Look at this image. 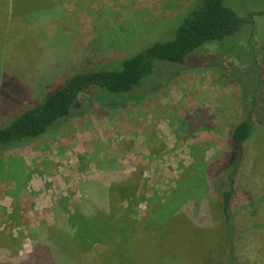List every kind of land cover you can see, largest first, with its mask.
Returning a JSON list of instances; mask_svg holds the SVG:
<instances>
[{"label": "rangeland", "instance_id": "374dc122", "mask_svg": "<svg viewBox=\"0 0 264 264\" xmlns=\"http://www.w3.org/2000/svg\"><path fill=\"white\" fill-rule=\"evenodd\" d=\"M84 1L89 3L0 0V86L3 88L5 80L13 78L16 84L30 89L22 99L23 105L30 103L48 80L58 78L64 71L70 57L65 51L75 46L64 37L70 23L90 25L101 38L98 43H88L89 56L75 62L88 65L97 58L108 62L156 38L176 20L179 8L184 9L191 0H167L160 13L152 0ZM93 2H96L94 7ZM233 4L241 16L264 10V0H233ZM250 20L235 34L207 43L204 51L207 56L204 60L192 57L190 66H198V61L220 64L230 72L231 81V76L236 81L251 76L252 86L256 79L255 40L264 28V15H255ZM262 55L264 59V44ZM75 56H78L76 52ZM245 67H248L246 71ZM167 76V71L158 72L157 82ZM14 110H0V123L7 121ZM240 115L239 88L220 77L219 71L207 67L181 71L146 100L124 109L105 111L95 105L87 115L71 120L38 142L2 154L1 159L8 163L13 176L0 181V230L9 232L17 241L19 254L31 252L27 228L37 226L40 221L54 222L52 209L59 194L68 196L69 200L66 206L58 204L57 210H73L72 203L80 199L81 183L98 175V164L93 159L94 150L100 146L105 149L106 157L95 158L102 160L103 165L117 163L127 176L141 172L135 192L140 197L138 208L147 216H158L165 202L176 204L188 193L197 207L204 181H199L195 188L184 182L178 184L183 175L188 179L196 175L192 167L201 155L193 158L190 146L199 141L206 149L203 152L206 161ZM254 118L257 130L246 146L253 155V165L249 171L247 167L242 169V180L237 179L236 188L264 200V85ZM112 148L116 151H110ZM17 183L21 187H15ZM261 209L264 212V206L253 210L259 213ZM15 212L18 218H9ZM238 220L240 226L260 237L256 244H264V229H258L256 216L239 214ZM235 245L239 252L236 242ZM115 262L112 260L111 264ZM137 264L180 263L164 256Z\"/></svg>", "mask_w": 264, "mask_h": 264}, {"label": "trees", "instance_id": "16d2710c", "mask_svg": "<svg viewBox=\"0 0 264 264\" xmlns=\"http://www.w3.org/2000/svg\"><path fill=\"white\" fill-rule=\"evenodd\" d=\"M166 1L152 0L157 13L166 7ZM233 7V0H191L184 9L179 8L176 20L150 42L117 60L97 58L88 65L75 60L88 57V43H98L101 38L90 25L76 26L72 22L64 37L75 46L65 51L70 57L64 71L48 80L30 103H22L30 89L16 84V79L5 80L6 85L0 86V110H15L0 123V181L13 176L2 154L38 142L71 120L87 115L95 105L115 111L146 100L183 70L207 67L219 71L220 77L239 88L241 115L206 161V149L199 141L190 146L193 158L201 155L192 167L196 175L188 179L185 174L178 184L184 182L195 188L204 181L197 207L188 193L174 206L165 202L158 216H147L138 208L140 197L135 192L141 172L127 176L117 163L103 165L95 158L106 157L100 146L94 150L93 159L98 164V175L81 183L80 199L72 203L73 210H57L58 204L66 206L69 200L59 194L52 209L54 222L40 221L27 228L31 252L19 254L17 241L0 230V264H111L112 260L116 264H137L164 256L180 264H264V244H256V232L243 228L238 220L239 214H252L258 229L263 230L264 212L254 210L262 208L264 200L236 188L237 179L242 180V169L249 171L254 160L246 146L257 130L254 113L264 85V28L255 40L256 79L252 86L251 76L239 81L231 76V81L230 72L220 64L198 61V66H190L192 57L204 60L207 43L223 40L238 32L245 22L249 24L251 17L264 15V10H259L241 16ZM251 27L253 35L255 25ZM157 71H167L169 76L158 83ZM15 187L21 186L17 183ZM9 218L16 220L18 212Z\"/></svg>", "mask_w": 264, "mask_h": 264}]
</instances>
